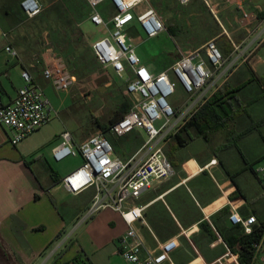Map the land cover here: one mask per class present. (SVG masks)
Wrapping results in <instances>:
<instances>
[{
	"label": "crops",
	"instance_id": "obj_1",
	"mask_svg": "<svg viewBox=\"0 0 264 264\" xmlns=\"http://www.w3.org/2000/svg\"><path fill=\"white\" fill-rule=\"evenodd\" d=\"M36 1L41 12L28 19L20 10L21 0H0L2 104L10 102L23 85L22 71L29 73L47 99L50 90L57 94L41 75L50 56L59 55L56 39L70 40L68 33L76 34L87 46L86 56H93L91 43L108 36V29L90 23V10L84 0L81 10L76 9L74 0ZM174 3L175 0H144L133 11V20L124 27L127 38L132 43V34L139 35L141 45L151 43L152 55L165 58L162 67L156 69L151 61L156 56H151L149 61V57L143 54L139 57L135 50L141 64L155 75L168 72L180 55L201 49L207 40H213L224 54L226 67L231 61L236 62L217 81V88L209 90L207 98L225 86L228 92L223 99L229 103V109L225 110L223 127L217 131L203 137L190 129V139L184 147L176 148L173 137L163 145L174 173L155 182L138 198V204L146 205L143 214L146 227L141 226L138 231L148 233L153 248V237L163 242L177 236L178 225L182 228L197 225L191 237L197 254L179 237V247L172 253V260L175 264H188L193 260L197 261L192 264H212L225 251L221 246H210L214 233L209 222L223 242H226L223 231L230 233L226 236L228 240H236L241 235V228L229 223L231 208L241 218L252 215L259 225H264V189L258 174V169L264 165V19H257L261 8L264 9V0L243 1L242 12L249 15L246 21L241 10L226 4L225 0H206V4L200 0L198 8L193 10H186L185 6L179 8ZM145 9L155 10L162 17L168 10L177 9L175 23L165 25V31L156 37L146 38L135 20L136 14ZM74 11L77 19L68 22ZM97 11L109 27L113 14L111 3L104 1ZM254 20H258L257 23H253ZM89 26L97 29L96 36L90 37L85 32ZM168 37L172 43L160 41ZM156 40V44H152L151 41ZM171 44L174 52H171ZM5 46L12 48L17 57L6 53ZM175 53H178L176 59ZM248 56H252L249 61ZM102 67L110 79L108 71L112 69ZM124 68V75L119 78L123 80L120 89L129 103L124 86L132 73L126 64ZM72 97L71 92H64L56 110ZM50 105L55 109L53 103ZM57 115L16 146L9 143L10 131L0 126V264H126L117 252L119 239L127 227L116 212L105 209L84 227L77 225L91 202L94 189L68 193L59 184L64 175L54 167L58 162L52 159L51 153L59 145L64 131L70 133L75 147L93 135L87 136L82 117L79 126L72 115L59 116L60 119ZM134 141L121 154L115 153L110 144L117 157L141 160L148 151V147L141 149L146 141L141 144L140 140ZM212 160L215 163H210ZM81 163L80 158L73 168ZM166 223L173 227L172 231L160 228ZM253 229L256 230V226ZM178 249L183 255L174 259Z\"/></svg>",
	"mask_w": 264,
	"mask_h": 264
},
{
	"label": "built area",
	"instance_id": "obj_2",
	"mask_svg": "<svg viewBox=\"0 0 264 264\" xmlns=\"http://www.w3.org/2000/svg\"><path fill=\"white\" fill-rule=\"evenodd\" d=\"M84 1L90 10V23L108 29V36L101 37L90 45L94 58L100 65L110 67L120 79L125 72L124 64L132 73V78L124 86L125 95L129 98V110L110 126L109 132L115 138L144 132L147 139L141 149L148 147V151L141 160H135V157L123 160L114 154L109 140L103 134H95L75 147L70 133L64 131L60 134L59 145L52 150V159L60 162L68 157L79 156L82 163L62 177L59 184L70 194H77L89 187L94 189L91 202L77 225L105 209L112 210L121 217L127 229L119 239L117 253L126 264H175L172 253L179 247V237H183L197 254L191 241L197 225L187 228L178 225L177 236L163 242L152 236L155 246L150 248L138 231L139 227H146L143 221L146 205L138 204L137 200L155 182L173 175V167L163 152V145L205 103L209 90L217 88V81L236 60L226 67L227 61L215 42L207 41L201 49L180 55L168 72L151 74L141 64L133 44L124 32V27L134 18L133 11L144 0H108L113 8L109 27L97 11L99 5L106 0ZM192 1L175 0V3L183 7ZM201 1L206 4V0ZM243 1L245 0H225L226 4L240 9L243 21H246L249 15L242 12ZM19 6L28 19L41 12L36 0H21ZM135 20L146 38H154L165 31V26L152 9L137 13ZM4 51L13 58L17 57V53L9 46H5ZM41 75L57 93L67 92L75 82L66 63L56 55H51L44 63ZM21 79L23 85L17 90L15 97L7 104L0 102V126L10 131L9 143L12 146L47 125L53 113L48 99L33 83L27 71L21 72ZM178 87L187 98L182 106L174 107L169 103V98ZM156 122L160 123L158 127H155ZM210 163H215V160ZM258 174L260 186L264 189V165L258 169ZM228 219L231 225L241 228V235L231 248L223 242L209 222L214 233L210 246H221L225 251L212 264H242L240 239L250 236L255 231V226L260 231V237L251 245L252 255L248 264H264V225H259L252 215L241 218L233 208ZM195 261L197 260L188 264Z\"/></svg>",
	"mask_w": 264,
	"mask_h": 264
},
{
	"label": "rangeland",
	"instance_id": "obj_3",
	"mask_svg": "<svg viewBox=\"0 0 264 264\" xmlns=\"http://www.w3.org/2000/svg\"><path fill=\"white\" fill-rule=\"evenodd\" d=\"M82 1L83 0L73 1L77 10L82 8ZM199 1L200 0H193L191 3L185 6L187 7L186 10H193L195 8H198ZM174 5L177 6L176 3H174ZM178 7L185 8L180 6ZM261 10L262 11L259 13L257 19H264V9L261 8ZM155 13L158 16V18L161 19L164 26L167 24L175 23L174 19L175 16H177V9L174 11L168 10L166 13H164L165 16L163 17L160 16L156 11ZM208 14L212 16L210 12ZM257 21L258 20H254L253 23L255 22L257 23ZM213 22H214V18H213ZM204 27L206 28L207 25L205 24ZM96 30L97 29H95L94 27L89 26L85 30V32L88 35H90V37H94L97 35ZM68 34L71 37L70 40L58 38L55 41L58 44V48L56 49L57 52L59 53L58 56L65 61L67 66L71 69V74L75 78V82L68 90V92H71V95H73V97L71 99L67 98L64 106H62V108L58 109L57 111L56 107L57 104L59 103L58 100L64 97V92H59V93L56 92L57 94H55L53 91L50 90V92L47 94V97L50 103L51 104L53 103L55 105V109L53 108L54 111L52 113V118L55 117L59 111H61L59 116L66 117L72 115L74 120L77 119V124L80 126L81 125L80 120L82 117L84 122V131L87 133V136L101 134L97 124L107 125L108 121L114 116V114L120 111L119 109L122 104L127 105V107L129 108V103L127 101L128 99L124 97L120 89V87L123 86V80H120L116 76V74L109 69L108 73L111 79L110 80L107 74V70L102 66H100L95 61L92 55L91 56L88 55L86 57L87 46L85 45V43L83 41H79L76 34L73 33H68ZM130 38L132 40L133 45L135 46L136 53L138 54L139 57H141V54H143L145 58L149 57L148 60L150 61L151 56H156L155 58H151L153 67L156 69L162 67L165 58L157 55H152L150 50L151 43L141 45L140 36L137 34H132ZM160 41L166 42V44L172 43L169 37L164 40L162 39ZM207 41H213V40H207ZM151 42L152 44L154 43L156 44L157 40ZM171 48H172L171 52L172 51L174 52V45L171 44ZM174 56L176 59L178 57V53H175ZM251 57L252 56H248L247 61H249ZM185 100H186V95L178 87L176 88L174 94L169 98V103L174 107H179L183 105ZM59 116L57 115V117ZM159 125H160L159 122L155 123V127H158ZM191 133L194 132L191 130ZM146 139L147 137L145 133L139 132L136 133L135 135L131 133L130 135L122 138H115V137L113 139L110 138V142L114 148L115 153L121 154L123 150L127 149L128 144L136 142L134 140H140V142L138 143L141 144L142 142H145ZM79 161H80L79 157H68L58 163H54V167L61 175L65 176L66 174L71 172V170L74 169L73 167H75V165H77ZM98 213L93 215L86 222L82 223L81 228L84 227L86 224H88L93 218H95ZM160 228L171 231L173 229V227L167 223L164 227H160ZM141 233L140 235L142 236L143 240L151 248L153 246V242L150 239V236L148 235V233H146V231H142ZM182 255L183 252L178 249L175 252L174 259H178Z\"/></svg>",
	"mask_w": 264,
	"mask_h": 264
},
{
	"label": "trees",
	"instance_id": "obj_4",
	"mask_svg": "<svg viewBox=\"0 0 264 264\" xmlns=\"http://www.w3.org/2000/svg\"><path fill=\"white\" fill-rule=\"evenodd\" d=\"M81 10V8L79 9ZM77 13L74 11L71 20L77 19ZM168 29V27H167ZM224 57V54H222ZM87 57V56H86ZM228 92V89L223 86L219 88L215 93H213L205 103L197 110V112L192 116V118L173 136V141L175 142L176 148H182L186 145L187 141L190 139L189 130L192 129L196 132V135L206 137L207 134L217 131L223 127L225 121V110L229 109V103L224 101L223 96ZM120 111L114 114V116L108 121V125H98L100 128V133L105 135L107 139L114 138L109 132L110 126L119 120L128 110L127 105H121ZM135 135V134H133ZM137 136V135H136ZM204 227V224L202 225ZM208 232V231H207ZM222 233V231L220 230ZM173 234V233H172ZM229 232L223 231L224 240L229 247H233L236 240L226 239L229 236ZM260 237V231L255 230L250 236L242 237L241 242V252H240V262L242 264H248L249 259L252 255V243L258 241Z\"/></svg>",
	"mask_w": 264,
	"mask_h": 264
}]
</instances>
